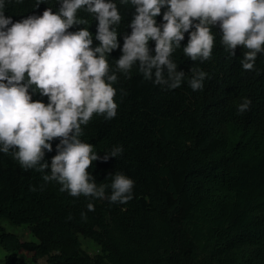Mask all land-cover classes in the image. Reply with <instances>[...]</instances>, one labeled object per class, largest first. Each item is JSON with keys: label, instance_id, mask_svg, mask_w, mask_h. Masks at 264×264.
Segmentation results:
<instances>
[{"label": "trees", "instance_id": "trees-1", "mask_svg": "<svg viewBox=\"0 0 264 264\" xmlns=\"http://www.w3.org/2000/svg\"><path fill=\"white\" fill-rule=\"evenodd\" d=\"M33 3H12L6 15L15 21L59 8L56 0L38 9ZM117 4L122 45L135 9ZM79 15L89 23L69 30L88 27L95 35L98 21L86 12ZM187 41L186 33L182 46ZM120 55L114 50L110 61ZM242 57L238 46L230 58L218 33L208 61H191L177 49L172 58L188 77L193 65L209 73L203 91H193L187 79L175 90H161L136 66L130 77L119 76L117 116L94 115L82 139L101 156L123 145L118 159L94 161L88 170L97 182L109 183L105 179L115 171L133 178L135 197L126 205L97 200L95 211H88L85 197L60 192L55 182L30 191V185L39 189L44 183L41 174L21 168L11 151L0 153V247L6 252L0 264H32L20 257L21 250L46 257L45 264H264V55L252 71L242 69ZM243 97L252 103L238 114ZM33 99L47 103L38 94ZM58 142L46 154L49 163ZM5 221L26 225L37 240L8 231ZM82 238L99 252L91 255Z\"/></svg>", "mask_w": 264, "mask_h": 264}, {"label": "clouds", "instance_id": "clouds-1", "mask_svg": "<svg viewBox=\"0 0 264 264\" xmlns=\"http://www.w3.org/2000/svg\"><path fill=\"white\" fill-rule=\"evenodd\" d=\"M12 3L25 0H0V153L11 151L21 168L41 174L44 183L39 189L30 185V191L55 182L60 192L85 197L88 211H95L97 200L126 205L135 197V180L125 173H109L105 180L110 182L104 183L88 170L94 161L118 159L123 145H113L101 156L82 139L94 115L105 120L117 116L114 83L120 75L130 77L136 66L145 81L161 90H175L187 79L193 91H203L209 73L193 65L188 77L172 57L182 49L191 61L210 60L217 33L230 58L242 47L239 62L245 71L254 70L264 55V0H119L135 9L122 45L117 0H56L57 11L49 7L15 21L6 15ZM44 3L34 0L32 8ZM81 11L98 21L95 35L88 27L69 30L89 23ZM94 40L99 43L93 47ZM117 49L121 55L110 61ZM36 94L47 97V103L34 100ZM251 103L241 98L237 113L249 110ZM57 138L49 163L45 157ZM81 217L87 218V212Z\"/></svg>", "mask_w": 264, "mask_h": 264}, {"label": "rangeland", "instance_id": "rangeland-1", "mask_svg": "<svg viewBox=\"0 0 264 264\" xmlns=\"http://www.w3.org/2000/svg\"><path fill=\"white\" fill-rule=\"evenodd\" d=\"M3 225L5 226V228L8 231H11V232H14V233L18 234L22 239H25V240H37V238L30 233V231H29V229H28V227L26 225L16 226V225L10 224L8 221H5L3 223ZM82 241H83L84 248L91 255H94L97 252H99L100 247L97 246L95 243H93L91 240L86 239V238H82ZM5 254H6L5 250H3L0 247V259H2L5 256ZM19 255H20V257H23L24 259H27L32 264H45L47 262V258L46 257L34 258V257H32L33 254L31 252H27V251H24V250H21V252L19 251Z\"/></svg>", "mask_w": 264, "mask_h": 264}]
</instances>
